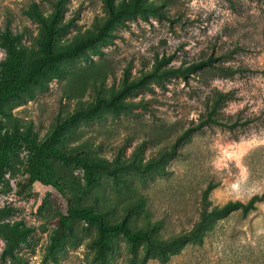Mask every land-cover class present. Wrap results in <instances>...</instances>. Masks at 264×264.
Returning a JSON list of instances; mask_svg holds the SVG:
<instances>
[{
  "label": "rangeland",
  "instance_id": "rangeland-1",
  "mask_svg": "<svg viewBox=\"0 0 264 264\" xmlns=\"http://www.w3.org/2000/svg\"><path fill=\"white\" fill-rule=\"evenodd\" d=\"M33 2L51 18L50 0H0V30L10 24L15 32L24 33L27 61L41 55L46 31L25 13ZM151 2L159 3L163 14L148 11L117 24L106 41L60 61L58 72L49 71L7 102L1 117L9 131L30 128L40 145L58 123L90 107L97 95L110 98L125 80L131 82L151 70L158 58L170 57L169 66H187L213 55L227 65L252 69L245 75L207 80L192 72L187 79L171 76L164 85L149 80L148 86L123 96L127 109L102 107L97 115L69 124L55 143L69 153L113 161L120 148L123 157H129L140 147L139 158L147 160L180 140L177 153L161 170L145 174L122 170L117 178L97 171L96 181L88 185L80 166L46 157L52 164V180L66 183L74 204L93 205L110 222L127 217L133 230L146 228L148 217L159 220L157 232L170 237L199 219L210 184L213 204L247 201L264 192V0L145 3ZM106 14L105 0H65L55 48L70 46L94 31ZM5 57L0 44V62ZM215 89L234 92L235 99L222 115L236 124L232 128L213 124L184 136L199 122L205 100ZM30 151L23 144L11 153V166L0 180V207H15L3 222L23 221L34 230L14 257L2 256L5 240L0 234V264H264V202L246 218L233 214L217 219L205 230L203 243H187L165 257L158 252L147 255L144 241L131 242L115 232L110 235L114 249L102 260L94 244L96 225L80 218L71 220L67 237L50 252L54 220L65 210L66 200L38 181L20 192L19 183L29 175Z\"/></svg>",
  "mask_w": 264,
  "mask_h": 264
},
{
  "label": "trees",
  "instance_id": "trees-1",
  "mask_svg": "<svg viewBox=\"0 0 264 264\" xmlns=\"http://www.w3.org/2000/svg\"><path fill=\"white\" fill-rule=\"evenodd\" d=\"M146 1L121 0L116 3L115 0H105L107 14L96 23L95 30L84 37L78 38L70 46L58 49L55 48L54 40L56 34L60 31L58 23L64 9L65 0H50L54 8L50 19L47 18L39 3L33 2L28 9H25V13L43 24L46 31L41 42V55L30 61L26 60L25 49L22 46L24 33L15 32L10 24L0 30V44L6 52V57L0 62V180L11 166L10 155L14 149L23 144L31 149L26 165V171L29 175L24 182L19 183L20 190H22L20 192L38 181L44 185L52 186L66 200L65 210L59 211L54 220L56 226L51 236L50 252L60 247L62 240L67 237L68 232L71 230V220L80 218L96 225L99 234L94 240V244L98 247V257L102 260L105 258L107 251L114 249L110 235L115 232H122L131 242L144 241L147 255L158 252L162 257H165L168 254L178 252L187 243H203L205 230L217 219L233 214L246 218L251 212L258 209L260 203L264 202L263 192L262 194H254L247 201L229 200L224 204H213L208 195L213 188V185L210 184L205 190L199 219L191 228L174 233L170 237H164L157 232V228L161 225L159 220H152L148 217L146 228L133 230L128 225L127 217H123L120 221L110 222L93 205L74 204L72 196L65 190L66 183L60 179L52 180L54 174L52 164L46 160V157L50 156L64 162L72 161L83 169L88 185H92L96 181L97 171L117 178L119 171L122 170H131L141 174L152 170H161L162 164L177 153L180 140L169 149L166 148L147 160L144 157L139 158L140 147L136 148L129 157H123L120 148L113 161L84 152L69 153L56 147L55 143L59 140L61 132L69 124L79 118H91L97 115L102 107L114 110L127 109L129 103L122 101L123 96L135 88L148 86L147 82L149 80H155L164 85V80L171 76H181L187 79L192 72H199L202 79L207 80L209 78L232 77L238 73L245 75L252 70L242 66L227 65L220 61L221 56L210 55L187 66H169L170 57L158 58L151 70L144 72L140 78L131 82L125 80L124 86L119 91L112 92L110 98L97 95L96 101L90 107L78 109L58 123L51 135L40 145L32 137L30 128L23 132L18 129H14V131L5 129L1 117L4 105L19 97L20 92L27 89L31 83H39L40 78L47 75L49 71L58 72L60 61L83 54L86 48L94 47L98 42L106 41L111 30L125 19L134 18L148 11L163 14L159 11V8H161L159 3L151 2V4H147ZM156 1L163 3V5H170L174 2V0ZM234 99L235 94L233 91L215 89L205 100V110L199 122L188 128L183 135L185 136L191 131L200 130L213 124L232 128L236 121L225 119L222 110L229 101ZM14 212L15 207L13 206L0 207V234L5 240L2 251L4 257L7 255L14 257L15 250L21 243L28 241L29 235L34 230V227L28 226L23 221H15L13 224L2 221L5 216Z\"/></svg>",
  "mask_w": 264,
  "mask_h": 264
}]
</instances>
